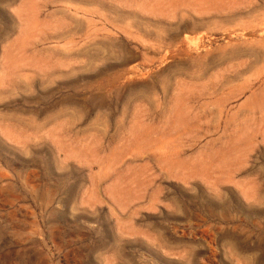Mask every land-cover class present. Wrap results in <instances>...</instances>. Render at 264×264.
<instances>
[{"label": "rangeland", "instance_id": "374dc122", "mask_svg": "<svg viewBox=\"0 0 264 264\" xmlns=\"http://www.w3.org/2000/svg\"><path fill=\"white\" fill-rule=\"evenodd\" d=\"M56 8L70 43L0 45V264H264V0H0V27Z\"/></svg>", "mask_w": 264, "mask_h": 264}, {"label": "crops", "instance_id": "0c3cea01", "mask_svg": "<svg viewBox=\"0 0 264 264\" xmlns=\"http://www.w3.org/2000/svg\"><path fill=\"white\" fill-rule=\"evenodd\" d=\"M20 18L25 23L24 26L0 27V45H4L3 60H34L36 45L70 43L69 9L56 8L44 12L43 21L39 25L29 23L34 19L33 14H21ZM14 55L20 57L16 58Z\"/></svg>", "mask_w": 264, "mask_h": 264}]
</instances>
